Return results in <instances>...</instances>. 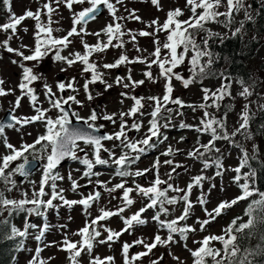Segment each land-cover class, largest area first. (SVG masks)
<instances>
[{
  "label": "rangeland",
  "instance_id": "1",
  "mask_svg": "<svg viewBox=\"0 0 264 264\" xmlns=\"http://www.w3.org/2000/svg\"><path fill=\"white\" fill-rule=\"evenodd\" d=\"M264 1V0H261ZM115 3V0H112ZM49 3V0H11V10L16 16H21L26 10H32L36 12L37 9L41 10V21L47 23L48 16L46 9H43V5ZM226 4V0H225ZM246 6H249L248 0H245ZM56 11L52 14V27L59 28L61 31L54 32L53 35L62 37L67 34V31L72 27V13L73 11L78 12L82 7H87L88 4L80 5L75 4L73 9L70 11L63 2L57 6L55 0H52L51 5ZM118 11L117 16L124 17L125 19L119 21L123 25V31L126 33L122 39L124 40L123 47H109L103 52L93 53L90 57L91 61H95L98 65V69L103 73V78L107 84L112 85L110 88H106L105 83L99 81L89 84V92L92 95V99L89 100L87 94L84 91L83 85L86 78H90V73H83V65L80 62L75 63L69 67L63 62H53L52 54L45 57L39 63L36 61H24L23 63L32 67L34 73L43 74V78L34 81L30 87L34 88L38 96V106L44 109H49L47 97L44 95L45 88L44 84L47 83L52 87L53 92L56 96L67 97L68 95H75L81 104H75L69 102L73 110L79 114L82 120L86 121L87 118L92 114L93 110H97L98 119L94 122L96 127L103 125L101 129L106 130L110 135L120 130L121 117L120 113H127L133 106L134 100L132 97H143V104L145 107L141 110L143 115L137 113L135 116H125L124 120L128 122L129 130L127 132L128 137L132 141L141 140L147 134L149 123L151 119L149 115L154 107V102L149 97H160L162 98L165 92L166 80L160 75V69L157 64H149L155 57L152 53L155 51V41H159L161 45V57L168 55V51L163 49L162 45L167 40L166 31H157V25H152L151 22L154 20L158 21L159 25H163L167 19L168 11L176 8H183L184 13L182 16L183 20H187L191 15L190 8L187 6V0H159V6L154 5L151 0H123L121 4L116 5ZM135 10V15L140 17V20L129 19V14ZM225 6H221L219 11H225ZM249 12L252 14L253 11L249 7ZM9 12H0V25L8 22ZM238 19H244L245 13L243 10L237 13ZM113 19L108 11L96 19L88 23L85 27L87 34H82L83 40L89 45H94L98 41V37L92 33L99 32L107 24L112 23ZM36 21L32 18H26L17 27L16 35L12 36L9 41V45L13 49H19L25 55H30V49L35 47L34 32ZM79 28V26H77ZM27 29V31H25ZM210 29L214 33H220L223 35H229L232 33L231 30L221 26L220 24H211ZM129 30H131L129 32ZM140 31H146L152 33L148 36H140ZM11 35V30L5 32L0 30V42L4 41ZM135 35L136 39L133 41L131 37ZM72 43L67 49L62 52V55L68 56L69 53L79 51L83 53L85 50L81 43L80 36H73L70 38ZM107 37L101 35L99 40L106 41ZM113 43H116L114 40ZM27 47H23V46ZM2 58L0 60V80L6 95L0 96V119L7 113L8 110L12 109L15 116L27 117L35 114V111L30 103L27 96L23 97L20 102V106L16 107V98L21 96V90L18 85L22 77V68L20 67L21 57L16 55L14 52L9 53L5 48L0 47ZM121 54L126 55L129 60L135 61L136 57H141L145 62H132L123 63L116 68L105 69L104 64L115 63ZM17 63H13V61ZM250 69L252 72V78L248 82H244L245 86H250L252 95L247 100L240 96L239 93L242 91V85L239 81H233L230 85L229 96L234 100L233 108L230 111H224L228 109V104L223 105L224 99L219 102V108L216 106L208 107L207 109L200 108L201 104H212V101L204 100L203 89H209L215 91L222 84H224V78L219 77L216 79H204L198 83H192L187 88L184 85H180L176 80L172 79L171 85L173 91L171 97L173 100L179 98L183 101V106L169 102L166 107L171 109V113L163 112L161 124L168 123L167 128H161L163 134L159 141L153 138L155 143L154 148L148 149L145 153L140 155L139 160L133 163L129 170L135 172L137 170L150 169L143 176L135 177L128 176L121 178L115 175V165H96L93 171L100 173L99 176L84 177L83 172L85 167L77 161H72L63 167L56 170L62 180H58L56 183L58 189H63V196L67 200H80L90 193L99 191L101 193L99 200L94 201L91 206L85 210L83 205L74 204L68 206L63 204L62 201L56 199L53 204L56 207L48 208L46 210L47 223L49 225L48 230L45 232L44 237L41 241H37L35 237L39 235L40 228L45 223V218L37 216L35 214H28L27 212H21V218L17 220V227L21 230L24 229L25 223L35 224L36 228H28V235L25 237V247L20 254L17 264H29V261L35 255V249L40 247L42 249L40 253V259L45 261L46 264H70L68 259V252L61 250L62 241L65 236L70 241H79L81 237L76 235L77 231L85 226L86 222L100 215L101 209L115 210L117 207L122 205L121 197L123 190L116 189L114 192L109 193L105 190L104 185H98L96 182H105L107 188H112L115 184L120 183L121 180L126 181V187L135 189L137 184L148 187L152 181L156 178V171L153 169V164L159 158V177L162 181H167L174 187L180 189H187L189 183L192 182L196 176H204L206 179L202 182V187L194 186L191 190L190 200L193 202V208L191 214L186 222L182 221L181 224L187 223L196 229L195 232L188 234L187 240H181L179 235H175L174 243L168 245H157L147 256L141 257L134 264H152V261H156L157 264H193V257L188 249L195 250L200 247L196 241H201L205 236L209 235H221L223 229H225L230 221L238 215H241L244 210L246 200L240 201L233 205L231 208L225 210L221 215L217 216L214 221L205 226V230H200V224L197 223V218L203 220L208 217L205 214L204 208L206 207L209 211L215 208L221 201H230L236 196L241 194L240 188L234 183L233 178L236 176L234 169L239 166L242 158V147L240 143V133L235 137H231L229 140H217L215 141V148L220 151L217 153V157L222 163V175L217 176V168L214 164L208 168H204L203 158H192L188 155L190 151L199 147L201 144H207L211 139L209 133L199 132L196 129L201 127V120L204 119V112L207 110L217 119H223L225 123L226 131L231 134L240 125L241 113L246 103L249 104L251 111H256L259 105H264V42L255 57L249 61ZM61 68L66 71H61ZM150 71L152 79H149L144 75L145 72ZM129 74L131 75L132 81L143 80L144 83L136 86H132L131 81L128 79ZM64 77L61 78L60 76ZM75 77V88L78 90L73 92L71 89H66L63 93H60L56 87L58 81H64L68 83ZM117 77H121L122 82L117 84ZM124 84H129V87L125 88ZM122 93H126V96H122ZM112 121L103 119L105 115H112ZM48 115L55 118L58 115V110L51 109ZM133 121L141 123V130L137 132L134 129H130V125ZM191 125L190 128H182L181 123ZM46 131L43 121H37L25 125H15L4 131L3 136H0V157L8 154L9 150L5 147L4 138L16 147H19L22 143H32L35 139L44 134ZM166 136L165 140L163 137ZM181 137L184 139L181 140ZM81 148L86 149L89 154V158H92V149L79 143ZM105 148L112 149L116 156L121 154L120 141L108 140L104 143ZM241 144V143H240ZM115 145V147H114ZM254 143L247 145L246 150L249 152L253 151ZM264 147V144H260ZM171 146L174 150L172 155H163L167 149ZM39 147V146H37ZM203 151V149H200ZM83 156L84 153H79ZM101 156L104 159H109L108 152L102 150ZM165 160H172L173 164H165ZM22 161L14 162L11 167L14 168L17 163ZM45 161L42 160L41 167L25 181H19L18 175H15L13 179L16 180L17 186L6 194L10 199H22L24 193H27V198L31 199L34 190L39 189V182L42 176V165ZM181 167L176 168L175 172H172L173 167L176 165ZM249 168L244 167L241 172H248ZM169 173H171V179H169ZM69 174L71 179H69ZM89 179L91 183H89ZM72 180L77 181L80 185L75 191L72 188ZM34 182V183H33ZM243 183V180L240 181ZM214 185V187H213ZM167 185H161L166 187ZM52 189L50 186H45L46 195L42 199L47 200L51 196ZM201 192H204L207 197V204L201 206L197 203V198ZM183 195V193H175L172 190L168 191V196ZM131 198L135 201L131 206L125 208L122 215L124 217H130L133 213L138 211L146 203L148 199L136 191L130 193ZM26 207H31L27 205ZM169 208L168 215H161V220H171L181 215L184 204L182 201L175 205H167ZM43 210V209H42ZM158 209H148L142 214V217L147 221L143 225H134L129 231L123 232V234L111 242L99 243L96 242L91 255L87 252L82 253L79 257V264H89V261L93 257H100L101 259L111 256L114 260L110 264H124V256L122 253V246L125 242L132 244L133 241L143 239L145 243H151L157 233L163 239H167V230L161 229L159 224L152 219ZM105 227L110 228L114 231H120L125 227L121 216L116 215L110 217L104 221H101L98 225V230L101 235L97 238V241L106 239L108 233L104 230ZM185 244L187 247H185ZM219 241H212V246L215 248L220 247ZM146 251L143 245H133L129 249V257L135 253ZM174 257H178L179 260ZM105 264L109 262L105 261Z\"/></svg>",
  "mask_w": 264,
  "mask_h": 264
},
{
  "label": "snow or ice",
  "instance_id": "2",
  "mask_svg": "<svg viewBox=\"0 0 264 264\" xmlns=\"http://www.w3.org/2000/svg\"><path fill=\"white\" fill-rule=\"evenodd\" d=\"M63 2L65 6L71 11L75 4H88L87 7H82L80 11L72 13V27L67 31V34L62 37L54 36V32L61 31L59 28H53L51 25L53 23L52 14L56 11L51 5L52 0H49V3H45L42 7L46 9V14L48 16L47 23L41 21V10L37 9L36 12L32 10H26L25 13L21 16H16L15 13L11 10L10 0H4V5L9 12L8 22L0 25V30L8 32L11 30V35L7 39L0 42V47L5 48L9 53H15L21 57L20 67L22 68V77L18 85L21 90V96L16 98L15 105L16 107L20 106L21 99L27 96L30 100V103L35 111V114L27 117H17L14 114L10 115L9 121L7 123L0 122V136H3L6 127H15V125H25L34 123L37 121H43L45 125V133L39 135L34 142L32 143H22L19 147L14 146L13 144L7 141V138H4L5 147L9 150L8 154L0 157V182L3 183V189H0V214L7 211L8 216L11 217L13 213L19 214L20 212H27L28 214H35L37 216H42L45 218V223L42 228H40L39 235L35 237L37 241H41L44 237L45 232L48 230L49 225L46 218V210L48 208L56 207L53 204V201L59 199L63 204L72 206L74 204L83 205L85 210H87L94 201L99 200L101 193L95 191L90 193L88 196L80 200H67L63 196V189H58L57 181L62 180L63 177L59 175L56 171L58 165L61 164L66 158H69L73 161L79 162L85 167L83 172L84 177L99 176L100 173L93 171L96 165H109L110 161L112 165H115V175L121 178L128 176H143L150 169L137 170L131 172L129 170L130 166L139 160L140 155L145 153L148 149L154 148L155 143L153 138H156L159 141V138L163 135L161 133V128H167L168 123L161 124L160 120L162 117V110L166 113H171V109L167 108L166 105L169 102L175 103L177 105L183 106V101L179 98L175 100L172 99L171 93L173 91L171 81L173 78L180 80L185 88L190 84L194 83L197 78L203 79L205 76L210 75L208 69L213 63V53L207 50L209 39L213 36H219V33H213L210 29H207L205 25L210 22H220L219 18L224 17L227 22L225 26L230 24L233 20L234 13H238L241 10L245 13V18L248 21L253 20L252 14L249 12V7L246 6L245 0H187V6L190 8L192 13L187 20H180L179 17L183 15V11L180 8L170 10L167 14V19L163 25H159L157 20L151 22L152 25H157V31H166L168 32L167 40L162 45L163 49L168 51V55L161 57V45L159 41H155L156 44L155 51L152 55L155 57L149 64H157L160 69V75L165 78V92L162 98L160 97H149L148 99L154 102V107L150 112L151 119L148 121L149 127L147 134L141 140L132 141L128 137L129 125L126 120L123 119L125 116H135L137 113L143 115L141 111L145 105L143 104V97H132L134 100L133 106L129 109L127 113L121 112V123L120 130L108 135H96L95 121L98 119V115L95 110L87 118L85 123L87 124V129L72 127V120L69 116L70 105L69 102L75 104H81V101L77 99L75 95H68L66 98L62 95L57 97L56 93L53 92L52 87L47 83L44 84L45 93L44 95L48 99L50 105L49 109H44L38 106V96L34 88L30 85L37 80L43 78V74H36L33 71L32 67L26 66L24 61H36L40 62L45 57L52 54L53 62H63L66 63L69 67L74 65L77 62H80L83 65L82 74L90 73V78L85 79L83 85L84 91L87 94L89 100L93 97L89 92V84L95 83L97 81L105 83L106 88H110L112 85L107 84L103 78V73L98 69V65L95 61H91L90 57L93 53H100L111 47H123L124 40L122 37L126 34L122 29L123 25L119 21L125 19L124 17L117 16V4H121L123 0H115V3L112 0H55L57 6ZM154 5L159 6V0H151ZM101 6L106 9L113 22L107 24L99 32L92 33L98 37V41L94 45H89L83 40L82 34H87L86 25L97 18V14H102ZM221 6H225L226 10L221 12L219 9ZM198 10H200L198 12ZM26 18H32L36 21L34 32L35 47L30 49L31 54L25 55L19 49H13L9 45V41L12 39V36L16 35L17 27L21 24ZM129 19L140 20V17L135 15V10L129 14ZM79 26V28L77 27ZM244 24L241 22V27L237 28L233 35L240 33ZM27 31V29H25ZM131 30H129L130 32ZM206 32L207 36L203 40V47L201 44L197 43L196 35L199 32ZM104 35L107 37L106 41L99 40V37ZM140 36L152 35V33L146 31H140ZM73 36H80L81 43L84 48V52L79 51L69 53L68 56L62 55V52L69 47L72 43L70 39ZM135 41L136 37L133 35L131 37ZM116 43H113V41ZM23 47H27L26 45ZM182 49V51H178ZM189 51L192 52L191 58L189 60L190 64V73L189 78H185L173 70L179 65L184 63L187 54ZM204 58H207L204 60ZM203 61V62H202ZM132 62H145L143 58L136 57L135 61L129 60V58L121 54L120 57L115 61V63L104 64L105 69L116 68L123 63H132ZM17 63V61H13ZM61 71H66V69L61 68ZM149 79H152V74L150 71L144 73ZM121 77H117L116 83L119 84L122 82ZM128 79L131 81L132 86L143 84L144 81H132L131 75L129 74ZM239 83L243 86L242 91L239 93L240 96L244 97L246 100L253 93L250 90V86H245L244 81L240 80ZM3 84V81L0 80V85ZM75 77L72 78V81L65 83L64 81H58L56 87L60 93H63L66 89H71L73 92L78 91L75 88ZM124 87H129V84H124ZM230 84H222L215 91L209 89H203L204 100L212 101V104H201L200 108L207 109L211 106H216L219 108V102L224 99L225 96L231 95ZM7 93L0 87V96L6 95ZM122 96H126V93H122ZM65 105H69V108H65ZM261 110H264V105L258 106ZM51 109L58 110V115L53 118L51 115H48ZM72 116L77 120H82L84 118L80 117L79 114L75 111H72ZM112 115H105L103 119L112 121ZM254 113H251L249 104L244 105V109L241 113V123L239 127L229 134L225 129V123L223 119H217L207 110L204 112V119L201 120V127H198L196 130L203 133H209L211 139L207 144H201L199 147L193 149L188 153L192 158H203L206 153H211L216 151L219 153V149L215 148V141L223 139L229 140L231 137H235L238 133L244 132L247 138H250L248 133L250 121ZM141 123L133 121L130 125V129H134L137 132L141 130ZM182 128H190L191 125L184 124L183 122L180 125ZM99 127H103L100 125ZM165 140L166 136L163 137ZM184 138L181 137V140ZM105 140H118L120 141L121 154L117 157L116 153L112 149L105 148L102 141ZM78 142H83L84 145L91 147L92 149V158H89V154L86 149L81 148ZM39 146V147H37ZM115 147V145H114ZM203 149L201 151L200 149ZM105 151L109 154V159H104L101 156V152ZM258 149L254 146L253 154H249L246 150L242 149V158L238 167L234 169L236 176L233 178L234 183L241 190V194L236 196L230 201H221L215 208L209 211L206 207L204 208L205 214L208 217L207 219L197 218V223L200 224V230H205V226L211 223L216 219L217 216L221 215L225 210L231 208L233 205L237 204L240 201L247 200L253 195H258V199L251 200L245 209V215L249 217L246 222L238 223L240 217L234 218L231 223L223 229V234L221 235H209L205 236L201 241H196L199 243L200 247L193 249H188L193 257V264H208L209 259L211 264H255V257L258 255H264V232L259 234V243L255 248H241L239 241L241 239L251 238L254 233L251 231L247 232L245 235V230H251L254 226L258 224H264V215H259L264 213V191H260L256 186V176L257 169L252 168L249 163L250 160H255L257 158ZM83 152L84 155L80 156L79 153ZM174 150L169 146L167 151L163 155H172ZM29 155L32 156V160H44L45 162L42 165V176L39 182V189L34 190L32 198H27V193H24V198L22 199H10L5 193L11 192L16 186L17 182L13 177L19 175L21 177L27 178L30 175V167L32 160L29 159ZM22 161L17 163L14 168L11 165L14 162ZM165 164H173L172 160H165ZM215 165L217 168L216 175H222V163L219 158L214 159L211 163L207 160H204V168H208ZM159 158L154 162L153 169L156 171V178L148 187H143L139 184L135 186V189L131 187H126V181L121 180L120 183L115 184L112 188H107L105 182L97 181L98 185H104L105 190L109 193L114 192L116 189L123 190V195L121 197L122 205L117 207L115 210H106L101 209L100 215L86 222L85 226L82 227L75 233L79 235L81 239L79 241H70L67 236H65L62 241V249L68 252V259L70 264H79V257L82 253L87 252L91 255L93 248L96 242L101 244L106 242H111L114 239H118L123 232L129 231L134 225H143L147 221L142 217V214L148 209H158L155 215L152 217L154 221L159 224L161 229L167 230L168 236L167 239H163L159 233L155 235L154 240L151 243H145L143 239L133 241L132 244L125 242L122 246V253L124 256V264H134L135 261L141 257L147 256L157 245H168L174 243L175 235H179L181 240H187L188 234L190 232H195L196 229L187 223L181 224L182 221L186 222L191 214L193 208V202L190 200L191 190L194 186L202 187V182L206 179L204 176H196L193 178L192 182L188 184L187 189H180L174 187L172 184L167 181H162L159 177ZM181 167V165H176L173 167L172 172L176 171V168ZM248 167V172H241V169ZM69 179L71 175L69 174ZM169 179H171V173H169ZM243 180V183L240 181ZM34 183V182H33ZM89 183L91 180L89 179ZM167 185L166 187H161V185ZM48 185L51 187L52 192L49 199L44 200L42 197L46 195L45 186ZM80 185L77 181L72 180V188L75 191ZM214 187V185H213ZM172 190L175 193H183V195H173L168 196V191ZM136 191L138 194L146 197L148 203L141 207L138 211L133 213L130 217H124L122 213L125 208L131 206L135 201L131 198L130 193ZM182 201L184 204L183 211L181 215L175 217L171 220H161V215H168L169 208L167 205H175L178 202ZM207 197L204 192H201L200 196L197 198V203L201 206L207 204ZM31 205V207H26ZM43 209V210H42ZM119 215L123 220L125 227L120 231H114L110 228L105 227V231L108 233L106 239H101L97 241V238L100 237L101 233L98 230V225L101 221H104L110 217ZM9 220L5 219L0 221V239L16 241L17 238H20L16 243V251L23 250L24 238L28 235V228H36L37 225L25 223L24 229L21 230L17 228L14 224L10 225ZM212 241H219L222 245V248H215L212 246ZM143 245L146 251L133 254L129 257V249L133 245ZM185 247L187 245L185 244ZM42 249L37 247L35 249V255L29 261V264H46L45 261L40 259V253ZM179 260L178 257H174ZM114 260V257L108 256L103 259L100 257H93L89 264H105V261L110 262ZM152 264H157L156 261H152ZM183 264V262H181Z\"/></svg>",
  "mask_w": 264,
  "mask_h": 264
},
{
  "label": "trees",
  "instance_id": "3",
  "mask_svg": "<svg viewBox=\"0 0 264 264\" xmlns=\"http://www.w3.org/2000/svg\"><path fill=\"white\" fill-rule=\"evenodd\" d=\"M248 4L251 10L253 11V20L251 21L246 20V18L238 19L237 13H234L232 22L227 26H225L227 22L225 21L224 17L219 18L220 22H210L205 25L207 29H210L211 24H220L221 26L231 30L232 33L229 35H223L219 33L220 35L218 37L213 36L209 39L207 50L213 53V63L208 69V71L212 74L205 76L202 80L223 77L225 80V84L231 85L233 81L243 80L244 82H248L252 78L253 75L250 69L249 61L253 57H255L264 42V1L248 0ZM180 9L183 11V13L185 12L183 8ZM6 11L7 8L4 5V0H0V12ZM199 11L200 10H198V12ZM182 16L179 17L180 20H183ZM242 21L244 26L241 32L237 33L236 35H233L235 30L241 27ZM206 36L207 33L203 31L197 33L196 35L197 43L201 44L202 47L203 40ZM178 51H182V49H179ZM191 55L192 52L189 51L184 63L179 65L173 71L179 73L185 78H189L191 76V73L189 71V60L191 58ZM1 58L2 54L0 52V60ZM206 59L207 58H204V60ZM175 80L180 85H183L180 80ZM202 80L197 78L194 83H198ZM229 96L225 97L224 99L223 105L228 104V109H225V112L230 111L233 108L234 100ZM261 97L264 99V96ZM251 113H254V115L252 116L248 129L250 138H247L246 134L244 132H241L239 135L241 138V144L239 143L238 145L242 147L243 150H246L247 145L253 142V146L258 149L256 153L257 158L255 160H250L249 163L251 164L252 168L257 169L256 186L259 188L260 191H264V147L260 145L264 144V110H261L258 107L256 111H251ZM246 151L250 155L253 154V151ZM217 156V153L215 151H212L211 153H206L203 160L209 158L207 161L211 163L214 159L219 158ZM3 187V183L0 182V189H3ZM7 193L8 192H6L5 195ZM258 198V195H253L252 197L246 200L243 213L234 217L241 218L238 223L246 222L249 219V217L245 215V209L247 208L251 200ZM259 215H264V213H260ZM20 218L21 212L19 214L13 213L11 217L8 216L7 211L3 212V214H0V221L5 219L9 220V228L11 224H14L17 227L16 222ZM248 231L253 232L254 235L251 238L241 239L239 241L242 249L255 248L257 246V244L259 243V234L261 232H264V224H258L254 226L251 230H245V235H247ZM19 239L20 238H17L16 241L0 239V264H17L18 257L23 251L15 250L16 243L19 241ZM25 244L26 241L24 238L23 249L25 247ZM219 248H222L221 244ZM254 259L255 264H264V255H258ZM208 264H211L210 259L208 261Z\"/></svg>",
  "mask_w": 264,
  "mask_h": 264
},
{
  "label": "water",
  "instance_id": "4",
  "mask_svg": "<svg viewBox=\"0 0 264 264\" xmlns=\"http://www.w3.org/2000/svg\"><path fill=\"white\" fill-rule=\"evenodd\" d=\"M101 8H102V14H97V18L99 17V16H101V15H103L104 14V12H105V10L106 9H104V7L103 6H101ZM96 18V19H97ZM91 22V21H90ZM61 78H63L64 76L63 75H61L60 76ZM36 92V91H35ZM65 108L67 109V108H69V105H65ZM96 111V113H98V111L97 110H95ZM72 111H71V109L69 110V116L71 117V118H73V116H72ZM13 114V111L12 110H8L7 111V113L3 116V118L0 120V122H5V123H7L8 121H9V117H10V115H12ZM72 120V127H76V128H83V129H85V130H89V129H87V124L84 122V121H82V120H77L76 118H73V119H71ZM7 128V127H6ZM5 128V129H6ZM89 131H91V130H89ZM94 134H96V135H105V134H107L104 130H100V129H98V128H96V131H95V133ZM69 161V158H66L64 161H62L61 162V164L60 165H58V167H61V166H63L64 164H66L67 162ZM41 165V161L40 160H32V162H31V164L29 165V167H30V170H31V172H30V175L32 174V173H34V171L39 167ZM57 167V168H58ZM25 178L24 177H21V176H19V180L20 181H23Z\"/></svg>",
  "mask_w": 264,
  "mask_h": 264
},
{
  "label": "flooded vegetation",
  "instance_id": "5",
  "mask_svg": "<svg viewBox=\"0 0 264 264\" xmlns=\"http://www.w3.org/2000/svg\"><path fill=\"white\" fill-rule=\"evenodd\" d=\"M83 153V152H82ZM30 156V155H29Z\"/></svg>",
  "mask_w": 264,
  "mask_h": 264
}]
</instances>
